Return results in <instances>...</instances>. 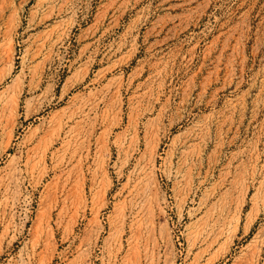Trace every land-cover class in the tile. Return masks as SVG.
<instances>
[{"label":"rangeland","instance_id":"374dc122","mask_svg":"<svg viewBox=\"0 0 264 264\" xmlns=\"http://www.w3.org/2000/svg\"><path fill=\"white\" fill-rule=\"evenodd\" d=\"M0 264H264V0H0Z\"/></svg>","mask_w":264,"mask_h":264}]
</instances>
